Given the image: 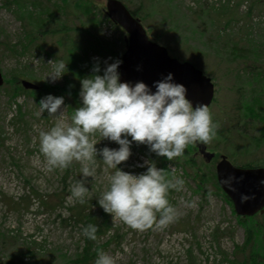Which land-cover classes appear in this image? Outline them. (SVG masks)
<instances>
[{"label": "rangeland", "instance_id": "rangeland-1", "mask_svg": "<svg viewBox=\"0 0 264 264\" xmlns=\"http://www.w3.org/2000/svg\"><path fill=\"white\" fill-rule=\"evenodd\" d=\"M25 1L30 4V0ZM38 1L50 9L59 5L45 27L59 30L54 35H42L44 29L40 27L36 33L45 41L42 40L43 49L18 53L29 27L18 18L15 4L6 6V1L0 0L3 76L9 70L26 71L31 76L28 80L36 84L62 85L63 74L54 81L45 76L55 62L53 54L65 57L71 42L87 48L89 42L96 44L98 40L105 49L114 48L103 51L100 58L88 47V57L102 62L103 68L106 62L120 59L115 52L123 53L125 32L103 16L106 0H88L93 5L91 12L75 4L77 0ZM121 1L129 9L138 8L137 17L150 39L211 77L215 92L208 109L216 128L215 135L203 144L227 155L235 165L254 162L264 166V141L253 140L260 135L261 116L247 115L243 108L251 95L258 93L264 98V0ZM234 44L242 47V52H249L250 57L237 56L232 51ZM14 45L18 52L13 54L7 48ZM63 98L57 114L45 110L38 116L39 105L33 95L21 94L11 100L0 87V264H69L67 261L82 245L79 226L66 219L69 208L79 203L71 189L82 179L87 187L85 198L101 196L109 175L115 171L106 169L99 152L92 176H82L81 162L76 160L64 168L47 166L39 152L38 131L48 130L59 119L70 122V97ZM90 139L97 141V149L119 146L95 134ZM129 147V157L117 165L121 170L138 174L147 167L138 166L143 161L158 158L157 162H162L163 155H157L144 143L133 141ZM164 163L172 173L171 179L183 180L172 188V218L161 224L157 213L151 225L137 229L108 213L111 230L101 238V243L107 241L101 250L113 257L114 264H229L227 259L240 261L248 257L249 247L234 254L235 245L244 243L246 233L230 201L207 180L198 186L192 177L194 169H189L197 168L205 177L213 166H204L199 160L185 166L181 156L171 161L164 157ZM57 196H63V202L54 209L42 205V199L58 202ZM254 219L264 224V213L255 214ZM254 248L264 256V241Z\"/></svg>", "mask_w": 264, "mask_h": 264}, {"label": "clouds", "instance_id": "clouds-1", "mask_svg": "<svg viewBox=\"0 0 264 264\" xmlns=\"http://www.w3.org/2000/svg\"><path fill=\"white\" fill-rule=\"evenodd\" d=\"M119 63V59L106 62L102 74H99V63H94L92 74L80 78V105L73 108L70 122L59 119L48 130L38 131L39 152L49 168H64L73 160L81 162L84 177L93 175L92 165L99 152L106 169H115L108 177L99 205L129 226L143 229L153 223L157 213L161 224L172 218L174 209L167 192L181 185L183 180L167 178L163 168L147 160L138 165L147 164L141 173L121 170L117 165L129 157V145L133 141L144 143L151 151L171 161L181 156L188 144L208 142L215 135L216 125L206 104L198 102L193 106L185 95V86L173 82L171 73L154 81L155 91H150L143 81L131 85L120 81ZM65 69L63 60L54 62L45 77L54 81ZM63 99V96L46 94L38 103L36 115L40 116L45 110L48 114H57ZM96 133L119 146L105 145L97 149L94 146L97 141L90 139V135ZM71 191L84 202L87 187L82 179L77 180ZM96 231V224L81 229L89 239H95ZM94 264H114V259L98 249Z\"/></svg>", "mask_w": 264, "mask_h": 264}, {"label": "trees", "instance_id": "trees-1", "mask_svg": "<svg viewBox=\"0 0 264 264\" xmlns=\"http://www.w3.org/2000/svg\"><path fill=\"white\" fill-rule=\"evenodd\" d=\"M6 2L4 5L7 6V4L11 3L12 5L15 4L18 10V18L25 22L26 25H28V32L24 35V42L21 43L20 51H17V45L12 46L11 48L8 47L7 49L12 50V53L14 54L16 51L18 53H22L27 49L34 48V49H43L44 40L37 35L36 31L39 30L40 27H42L44 30L41 32L42 35H45L47 33H51L54 35L59 28H46V25L50 22V19L54 15V10L57 9V6H54L53 9H50L49 6H43L38 0H30V4L27 5L28 1L25 0H5ZM50 1V0H49ZM63 2L65 0H62ZM77 5H83L87 11H92L93 5H91V2L88 3V0H77L74 2ZM30 7L28 8V6ZM55 5V4H54ZM127 5V4H126ZM128 6V5H127ZM132 14L134 16H138V8L136 9H130ZM102 14L105 17V19L110 20L107 16V13L105 10H102ZM111 21V20H110ZM112 22V21H111ZM114 24V22H112ZM116 25V24H115ZM117 26V25H116ZM120 28V27H119ZM156 39V38H155ZM44 42H43V41ZM97 40V38H96ZM123 40V39H122ZM158 40V39H157ZM90 41V40H88ZM124 42V40H123ZM41 43V44H40ZM34 45V47H32ZM48 45V44H47ZM68 48L66 47L65 50H67L66 56H60L62 54H53L54 61L58 62L63 60L66 63V69L63 73V83L62 85H51L48 83H42L38 84L37 89H24L21 84V79H28L29 74L26 71H8L4 76V83L2 86L6 91L7 94L10 96L11 100L15 99L21 94H30L34 96V99L39 103L40 98L42 96H45L46 94L51 93L52 95H59L63 97H70L69 104L67 105L68 114L71 116L73 112V108L80 105V97L78 95V91L80 88V78L92 74V66L94 63H99L100 66V73L102 74L103 66L102 62L95 61L93 62L90 57H88L87 49L92 51L93 54H98L101 56L103 55V51L106 50H113L114 48H108L105 49L106 46L104 44H101L98 40L96 41V44L93 42H89V45L87 48H82L81 45H75V43L71 42ZM233 52L239 56V57H250V53L242 52V47H238L237 44L233 45L232 48ZM239 52H242L239 53ZM48 54H51L53 52L48 51ZM239 53V54H238ZM115 55L119 58L121 56V51L115 52ZM31 77V76H30ZM252 100V101H251ZM264 106V98H262L260 95L254 94V96H250L248 100L245 101L244 104V110L248 113L247 115L251 114L255 115L257 118L261 119V127H260V135L257 137H253V140L257 141H264V110H262L261 106ZM19 112L20 106H19ZM97 137L99 136L98 133L95 134ZM105 138H103L104 140ZM193 146L192 143L188 144L183 154L181 155L182 158V164L186 166L188 163V154L191 150V147ZM166 158V157H165ZM177 159H180V156L176 157ZM156 158L155 160L149 159V161H152L155 163L156 167L163 168L165 170V174L167 178L172 177V173L167 168V166L164 163V156L162 158V162H157ZM241 165L244 166H259L258 164L254 162H248V163H242ZM264 165V163H263ZM147 166V165H146ZM184 168V167H183ZM192 170L194 174H192V177L195 181H197L198 186L200 184H203L205 180L210 182L217 190L220 191V193L224 196V199L227 201H230L229 198L226 196V194L222 191V189L219 187L216 175L214 169H209L207 171L208 174L202 175L200 170L197 168H193L189 166V169ZM206 178V179H205ZM173 194L172 188L169 189L167 192V199L170 201L171 195ZM100 195H94L89 198H83V203L80 202L74 204L69 208V214L67 216L68 221H73L75 224L79 226L80 234L82 237V245L78 249L79 252L75 253V256L69 259L67 262L69 264H94V260L97 255V250L100 249L102 245H104L106 242L101 243V238L105 236L110 230H111V221L109 214L103 210V208L99 205L98 200L100 199ZM58 202H46L45 199L41 200V203L45 207H49L51 209H54L58 204L63 202V196H57ZM16 202H11L12 204H15ZM231 203V202H229ZM17 205H20L19 203H16ZM232 204V203H231ZM95 207V210L93 209ZM254 216H246V217H238V221L245 230V241L242 245L238 246L235 245V251L234 254L238 255L239 252L243 253L245 251L246 247H249L248 249V257H245L238 261L237 259H227L229 264H264V258H261L263 255L259 254L258 249L254 248L255 246L260 247V244L264 241V224L257 223V221L254 219ZM249 220V221H247ZM63 221V219H62ZM88 224H96L97 225V231H96V237L95 239H89L85 237L81 229L82 227L88 225ZM238 252V254H237ZM260 256V257H259ZM264 257V256H263Z\"/></svg>", "mask_w": 264, "mask_h": 264}, {"label": "water", "instance_id": "water-1", "mask_svg": "<svg viewBox=\"0 0 264 264\" xmlns=\"http://www.w3.org/2000/svg\"><path fill=\"white\" fill-rule=\"evenodd\" d=\"M105 11L109 19L126 33L125 50L117 67L120 81L130 85L143 81L150 91H155L153 82L171 73L173 82L185 86V95L193 106L198 102L205 103L207 107L211 104L214 84L199 68L169 56L163 45L149 38L140 19L121 0H106ZM3 82L4 76L0 71V86ZM20 84L24 89L38 88V84L28 79H21ZM204 154L214 155L205 150ZM215 173L218 185L230 199L235 214L252 216L264 213V166H235L221 155L215 165Z\"/></svg>", "mask_w": 264, "mask_h": 264}, {"label": "flooded vegetation", "instance_id": "flooded-vegetation-1", "mask_svg": "<svg viewBox=\"0 0 264 264\" xmlns=\"http://www.w3.org/2000/svg\"><path fill=\"white\" fill-rule=\"evenodd\" d=\"M123 39H124V36H123ZM153 41H155V40H153ZM155 42H157V41H155ZM157 43H159V42H157ZM124 46H125V42H124ZM164 47L166 48V50H167L169 56L178 59V57H176V56H174V55L171 54V52L169 51V49H168L166 46H164ZM178 60H179V59H178ZM179 61H183V60H179ZM192 64H194V63H192ZM194 66L197 67L196 64H194ZM200 70H201V69H200ZM201 71H202V70H201ZM202 73H203L204 75H206V76L209 77V75L206 74V73H204L203 71H202ZM209 78L211 79V77H209ZM211 81H212V79H211ZM212 82H213V81H212ZM213 84H214V83H213ZM214 87H215V85H214ZM262 98H263V97H262ZM251 101H252V100H251ZM261 108L263 109V105L261 106ZM254 116H255V115H254ZM192 145H193V149H192V150L189 152V154H188V155H189L188 163L191 164V165H193L192 162H195V163H196V160H199V161H201V163H202L204 166H206V165H212V166H213V169H214V171H215V165H216V163L220 160L221 155L226 156V158H227V159H228L233 165H235V164H234V163H233V162L227 157V155H225V154H219V153L216 152V151H213V150L208 149V148L206 147V145L203 144L202 142H195V143H192ZM199 147H200V149H199ZM204 150H205V151H208V152H210V153H213L214 155L211 156V155L204 154ZM189 164H186V166H188ZM236 166H238V165H236Z\"/></svg>", "mask_w": 264, "mask_h": 264}]
</instances>
